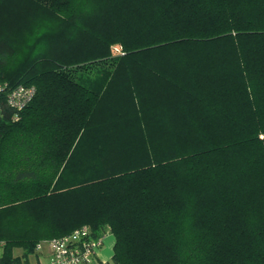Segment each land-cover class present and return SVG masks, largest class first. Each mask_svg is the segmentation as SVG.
I'll return each mask as SVG.
<instances>
[{"label": "trees", "instance_id": "trees-1", "mask_svg": "<svg viewBox=\"0 0 264 264\" xmlns=\"http://www.w3.org/2000/svg\"><path fill=\"white\" fill-rule=\"evenodd\" d=\"M0 83V264H264V0H0Z\"/></svg>", "mask_w": 264, "mask_h": 264}, {"label": "built area", "instance_id": "built-area-1", "mask_svg": "<svg viewBox=\"0 0 264 264\" xmlns=\"http://www.w3.org/2000/svg\"><path fill=\"white\" fill-rule=\"evenodd\" d=\"M5 85L0 83V91ZM34 88L22 84L6 92V103L21 109L32 97ZM105 235H95L88 225H81L68 234L39 241L35 246L36 255L47 247L42 264H105L98 260L97 254L104 244ZM0 242V249L3 246Z\"/></svg>", "mask_w": 264, "mask_h": 264}, {"label": "crops", "instance_id": "crops-1", "mask_svg": "<svg viewBox=\"0 0 264 264\" xmlns=\"http://www.w3.org/2000/svg\"><path fill=\"white\" fill-rule=\"evenodd\" d=\"M114 244V237L111 233H107L105 235L104 244L102 248L100 249L99 253L97 254V258L102 263H107V261L111 258V255L113 253L112 248ZM45 260V253L44 254H38L32 257L31 259H28L29 264H42V262Z\"/></svg>", "mask_w": 264, "mask_h": 264}, {"label": "rangeland", "instance_id": "rangeland-1", "mask_svg": "<svg viewBox=\"0 0 264 264\" xmlns=\"http://www.w3.org/2000/svg\"><path fill=\"white\" fill-rule=\"evenodd\" d=\"M1 241H2V240H1ZM46 250H48V249H47V247L44 246L43 250H42L40 253H41V254H44V253L46 254ZM15 253H16V254H19L20 251H19V250H15ZM35 255H36V254H35ZM35 255H30V256H29V259H31V258L34 257ZM105 264H107V263H105Z\"/></svg>", "mask_w": 264, "mask_h": 264}]
</instances>
